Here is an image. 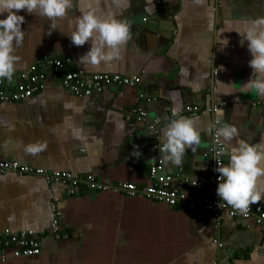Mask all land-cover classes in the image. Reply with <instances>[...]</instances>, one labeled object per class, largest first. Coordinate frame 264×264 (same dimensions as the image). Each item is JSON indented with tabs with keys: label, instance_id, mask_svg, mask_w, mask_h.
<instances>
[{
	"label": "crops",
	"instance_id": "0c3cea01",
	"mask_svg": "<svg viewBox=\"0 0 264 264\" xmlns=\"http://www.w3.org/2000/svg\"><path fill=\"white\" fill-rule=\"evenodd\" d=\"M89 2L98 16H114L129 27L119 58L97 67L79 60L90 43L75 46L62 33L69 32L78 6ZM19 14L25 16L24 38L15 48L16 70L4 87H14L19 72L46 54L70 58L69 68L86 74L119 73L139 76L141 82L85 96L71 93L61 76L49 72L44 89L32 97L0 102V161L140 188L152 183L153 166L162 174L182 170L190 192L213 196L214 187L200 178L213 160L209 146L218 112H223L221 124L238 128L239 139L264 144V97L242 92L252 74L251 56L247 42L242 46L232 30L264 16V0H73L67 16L56 20L59 31L51 34L47 17ZM142 94L155 99L145 102ZM214 102L222 105L213 114L207 108ZM193 104L201 106L196 116L181 113ZM134 107L147 111L148 119L136 120ZM179 116L192 118L201 142L195 151L186 149L177 166L153 147L162 140L161 131L158 138L152 134L151 121L157 119L161 130ZM32 145L42 150L29 153ZM257 187L264 190V177ZM78 191L71 195L66 186L33 174L0 172V232L33 229L42 245L37 255L9 254L0 264H213L216 259L219 264H264V231L253 222L217 221L199 208L94 190L86 182ZM54 203L61 238L49 231Z\"/></svg>",
	"mask_w": 264,
	"mask_h": 264
},
{
	"label": "clouds",
	"instance_id": "9594fccd",
	"mask_svg": "<svg viewBox=\"0 0 264 264\" xmlns=\"http://www.w3.org/2000/svg\"><path fill=\"white\" fill-rule=\"evenodd\" d=\"M72 7L73 0H0V79L11 80L16 70L15 48L24 38L21 25L25 16L19 14L20 10L47 17L51 21L48 33L51 34L53 30L59 31L56 20L65 18ZM78 12L74 19L68 21L69 32H60L68 36L75 46L90 43L87 52L79 58L80 62L97 67L118 59L120 46L130 38L128 25L111 15L98 16L91 2L87 6H78ZM232 30L241 37L242 46L247 42L251 56L248 65L252 74L243 84L242 92H254L264 97V16L253 18ZM178 112L179 108L172 109L173 116ZM222 115L221 110L215 122L217 148L213 158L217 161L215 171L219 173L216 193L219 200L244 213L250 204L264 198V190L257 187L258 179L264 177V144L239 139L236 126L219 122ZM120 126L123 128V123ZM161 140L163 159L177 166L181 164L186 149L195 151V146L201 142L200 131L192 118L182 116L170 119L161 129ZM40 150L42 146L39 145L26 148L32 154ZM137 153L133 154L138 156ZM224 156L228 157L226 165L220 162Z\"/></svg>",
	"mask_w": 264,
	"mask_h": 264
},
{
	"label": "built area",
	"instance_id": "2783aa9c",
	"mask_svg": "<svg viewBox=\"0 0 264 264\" xmlns=\"http://www.w3.org/2000/svg\"><path fill=\"white\" fill-rule=\"evenodd\" d=\"M70 58H61L56 54H46L41 56L34 63L30 64L26 69L19 72L17 81L12 88L3 86L4 79H0V102L22 101L32 97L45 87L47 74L62 77V85L73 94L91 96L102 92L113 86L120 87L125 85H139L141 78L139 76H128L119 73H89L79 69H70ZM217 72V71H215ZM142 100L151 102L155 98L142 94ZM220 102H214L209 105L207 110L215 113L221 107ZM201 110V106L197 104L186 105L181 113L186 116L194 117ZM133 112L138 121L147 120L148 112L141 107H134ZM216 122V121H215ZM152 134L158 138L160 136V124L157 119L151 121ZM216 124L211 135L209 146V155L212 162L208 166L206 177L200 178L201 182L211 184L215 189V195H199L189 191L190 180H186L182 175V170L176 174H162L159 167L153 166L150 171L152 183L144 187H138L135 183L126 182L118 185H110L99 181L94 176L89 175L83 179L77 177L68 171H52L47 172L43 169L33 168L29 165H22L17 161H0V172L14 171L19 174H33L43 178L48 184H61L68 188V193L74 195L78 193V187L81 183L86 182L88 186L94 190L106 191L112 190L124 192L130 196H143L157 202H164L171 207H179L189 210L202 209L210 213L217 221L224 218L236 219L241 218L246 221L253 222L257 227L264 231V204L260 201L250 204L246 212L241 213L239 210L229 206L222 200H219L216 188L218 185L219 173L215 171L217 161L215 156L217 143L215 138ZM161 144L155 143L153 147L160 150ZM222 165H225V156L220 158ZM160 165V162H159ZM158 165V166H159ZM193 186L197 184L192 182ZM190 184V185H192ZM222 205V206H220ZM58 204L54 203V219L51 223L50 232L57 238H61L60 232V211L57 209ZM218 243V240L215 239ZM41 235L33 229L11 230L6 229L0 232V261H6L11 254L14 257L33 256L41 252ZM213 264H219L217 259Z\"/></svg>",
	"mask_w": 264,
	"mask_h": 264
}]
</instances>
